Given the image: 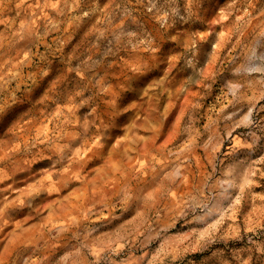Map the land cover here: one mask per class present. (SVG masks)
<instances>
[{
    "label": "rangeland",
    "instance_id": "1",
    "mask_svg": "<svg viewBox=\"0 0 264 264\" xmlns=\"http://www.w3.org/2000/svg\"><path fill=\"white\" fill-rule=\"evenodd\" d=\"M0 264H264V0H0Z\"/></svg>",
    "mask_w": 264,
    "mask_h": 264
}]
</instances>
